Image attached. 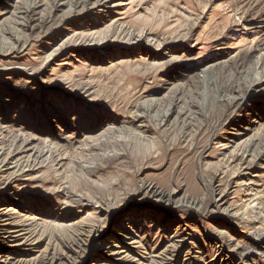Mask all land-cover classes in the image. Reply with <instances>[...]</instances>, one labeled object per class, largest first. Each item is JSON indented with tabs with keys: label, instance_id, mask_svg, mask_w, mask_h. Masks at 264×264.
<instances>
[{
	"label": "rangeland",
	"instance_id": "1",
	"mask_svg": "<svg viewBox=\"0 0 264 264\" xmlns=\"http://www.w3.org/2000/svg\"><path fill=\"white\" fill-rule=\"evenodd\" d=\"M33 148L0 205L93 225L71 264L131 237L142 264L181 237L178 263L264 264V0H0V161Z\"/></svg>",
	"mask_w": 264,
	"mask_h": 264
},
{
	"label": "bare ground",
	"instance_id": "2",
	"mask_svg": "<svg viewBox=\"0 0 264 264\" xmlns=\"http://www.w3.org/2000/svg\"><path fill=\"white\" fill-rule=\"evenodd\" d=\"M84 2H83V4H84ZM257 82L254 81L251 86L256 87L258 84ZM237 96H239V95H237ZM237 96H234L233 99L234 98L236 99ZM218 97H219V95H218ZM219 99H221V98L219 97ZM220 104H222V102ZM27 139H25V140H27ZM20 141H22V140H20ZM21 151H23V150H21ZM47 151L48 150L43 151V152H38V151L34 150V148H33V150H31L29 152H25V150H24V152L22 153L23 154L22 158L24 159L23 161H20L21 157L19 158V160H16V161L11 160L12 157L11 158L9 157L7 160L4 159L3 161H0V174L5 172L6 170H9V169H12V174H14V175H18L19 173L21 174V173L28 171V170L31 171V169L34 167L35 161L41 155L46 153ZM239 151H241V150H239ZM2 156H3V152L0 153V159L2 158ZM42 157L43 156H41V158ZM242 166H244V165H242ZM248 176H250V175L248 174ZM246 180H248L250 183L252 182L251 177H248ZM15 181H16V179H15ZM17 181H18V179H17ZM153 192H154V189H153ZM220 193H221V191H220ZM220 193L216 192V194H215V195H217V200L222 199V196ZM111 224H113V226L114 225L118 226V224L116 222H113V223L111 221L106 222V226H110ZM106 226H104V227H106ZM93 229H94L93 225H92V227H87V225L85 226V224L84 225L78 224L77 226H73L70 229H68V232L66 234V236H68L67 238H64L65 236H61L57 239L56 237H58V236L55 237L51 230L45 229L44 226H43V228L40 227L38 224L34 223L33 220L29 216H27V214H23L20 211L18 212L17 209L12 210V208H10V207L0 205V237H1L0 243L3 245L8 243L9 246L8 245H5V246H7V248H9V249L10 248L13 249V251L11 250V253L9 255L3 256L2 258L0 257V264H60V263L71 264L70 261H73V256H72L73 254H76L77 256H82L86 252V249H87L86 244L87 243L85 244V242L88 241V238H85V237L86 236L89 237V235ZM69 236H71L70 240H69ZM117 236H122V235L120 233H118ZM54 237L56 239H52ZM66 239H68L69 241H65ZM45 241H46V248L42 251L41 254H38V255L31 257L29 259H25L22 257L23 253L28 252V251L32 252L31 251L32 249H25L23 247H25L27 245H32L33 248H38L39 245L41 243H44ZM116 244H118V243H116ZM116 244H109V245L106 244L104 246V252L105 253H103V256L106 259L103 260V258L101 257V259H99L100 262L107 261V262H109V264H142L143 261L149 259V258H147V256H144V255H138L139 256L138 257V256H133L130 253L132 250L131 249L132 245L138 244V247L140 245V241L137 240L136 237H131V240L128 243H126V245L128 246L126 248V252L116 249V248H119V247H116L117 246ZM183 245H184V238H182V237L178 241H176L175 243L172 242L169 245L170 249L166 248L165 250H163L164 252L162 251L163 253L161 255H157L158 257L154 258V260H153L154 263H156V264H183V263H185V264H197V262L199 260H201L200 257L193 254V253H197V251H193V252L188 251V253L184 256L185 258L183 257L184 259L181 261V263H178V260H176V257H174V256H176L175 254L174 255L167 254L168 252H170L171 249L174 252L178 251L180 248H182ZM14 251H16L19 256H12V254H13L12 252H14ZM135 254H136V252H135ZM151 255H152V253H151ZM20 257H22V258H20ZM99 261H97V264H103V263H100Z\"/></svg>",
	"mask_w": 264,
	"mask_h": 264
}]
</instances>
